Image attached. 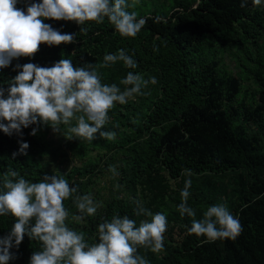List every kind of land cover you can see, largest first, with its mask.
<instances>
[{
  "label": "trees",
  "instance_id": "16d2710c",
  "mask_svg": "<svg viewBox=\"0 0 264 264\" xmlns=\"http://www.w3.org/2000/svg\"><path fill=\"white\" fill-rule=\"evenodd\" d=\"M40 2L18 0L16 7L26 10L31 3ZM129 2L135 6L127 11L136 12L137 20H147L136 37L120 36L107 18L99 24L86 21V34L80 33L81 26L74 21L41 18L61 34H75V41L40 44L33 56L13 59L8 67L0 68V87L4 89L21 70L17 65L51 67L61 59L71 60L74 67L94 65L103 84H117L122 90L120 80L129 71L144 79L154 76L158 81L156 90L150 88L149 94L138 95V103L129 102L123 107L126 113L115 118L124 128L119 137L106 140L99 136L106 151L103 155L97 152L89 168L96 176H106L101 187L93 184L90 188L86 182H78L76 177L85 172L80 168L55 174L77 189L64 201L70 213L66 223L83 232L89 244L97 243L101 222L110 221L117 213L135 220L136 225L149 219L135 214L137 203L157 213L151 207L162 204L167 194H175L172 182H179L188 171L193 176L233 172L235 199L227 208L243 226L235 240L207 243L204 237L189 234L192 220L203 218L197 205L192 207L195 217L177 214L176 237L164 243L166 255L161 260L143 254L144 258L149 264H264V155L260 154L264 146V4L254 6L248 0V5L241 8L240 0ZM157 17L160 21L154 22ZM233 48L246 56L243 65H249L258 89L248 101L243 95L242 78L222 67V53ZM120 49L132 56L137 67L127 68L123 62L102 67L103 57ZM34 127L38 128L35 136L30 135ZM49 128L33 124L22 128V135L11 136L0 131V190L3 175L9 170L32 183L48 174L41 161V137ZM18 141L29 144L27 155L13 157L19 149ZM85 141L74 140L68 145L77 144L74 149L82 158L96 150H89L87 145L91 143ZM110 166L116 167L118 175L109 170ZM85 194L103 206L95 216L78 223L71 218L77 212L74 198ZM208 194L193 199L206 209L217 205L214 196ZM14 223L11 215L0 216V238ZM38 250L39 242L25 235L18 248L10 249L15 259L8 264H29L32 253Z\"/></svg>",
  "mask_w": 264,
  "mask_h": 264
},
{
  "label": "clouds",
  "instance_id": "9594fccd",
  "mask_svg": "<svg viewBox=\"0 0 264 264\" xmlns=\"http://www.w3.org/2000/svg\"><path fill=\"white\" fill-rule=\"evenodd\" d=\"M254 6H261L264 0H251ZM18 0H0V68L8 67L13 59L31 57L39 50L40 44L48 46L73 43L75 34H61L41 18L74 21L80 25V33L86 34V21L103 23L105 18L122 37H136L147 20H137L136 12L127 9L135 4L129 0H41L31 3L26 10L17 8ZM248 5V0H240V7ZM157 17L154 22H159ZM123 62L127 68H136L137 63L120 49L117 54L103 57L102 67ZM19 73L9 81V87H0V131L6 135H22V128L30 125L50 126L54 133H61V126H67L65 138L86 140L101 138L114 140L116 132L101 131L108 123L109 110L116 104H127L136 96L147 95L143 91L158 83L156 77L144 79L140 74L129 71L120 80L123 90L117 84H103L92 64L74 67L69 59H61L51 67H39L28 63L16 66ZM5 92L7 96L5 97ZM75 121V124H73ZM38 128H32L35 136ZM17 155H27L29 144L19 142ZM118 175L115 166L109 169ZM191 177V172L186 173ZM192 186L191 178L184 182L178 205L181 216L195 217V210L187 200ZM75 187L63 176L45 175L42 180L32 183L15 170L3 175L0 190V216L15 218L10 232L0 238V264H8L15 259L12 248H18L25 235L39 242L40 250L32 253L29 264H146L137 255L138 247L159 252L163 249L167 219L163 213L153 214L137 203L136 215L150 219L141 220L139 226L127 215L114 214L110 221L98 225L97 243L89 244L85 234L68 226L70 213L64 205ZM77 212L71 214L75 222H83L86 217L95 216L103 205L90 194L74 198ZM189 234L204 237L205 242L235 240L243 231V226L227 208L219 204L207 208L202 219H193Z\"/></svg>",
  "mask_w": 264,
  "mask_h": 264
},
{
  "label": "rangeland",
  "instance_id": "374dc122",
  "mask_svg": "<svg viewBox=\"0 0 264 264\" xmlns=\"http://www.w3.org/2000/svg\"><path fill=\"white\" fill-rule=\"evenodd\" d=\"M152 1L157 2L160 0ZM222 57V67L224 68V70L238 76L239 78H242L241 83L243 95L246 96V101L251 100V98H253V95L258 89L251 78L249 65H243L244 62H247L246 56L238 52L235 48H233L230 51L222 53ZM150 88H154V90H156L157 84H150L148 88L144 89L143 91H146L148 93L150 91ZM129 102H134V104L138 103L137 96L135 97V99H130L128 103ZM127 104H116L115 107L109 110L108 115L110 119L108 123L104 126V128L101 129V131H114L116 132V138L121 135L120 133L123 132L124 128L118 124L115 118L122 116V114L126 113V110L123 107ZM73 124H75V121H73ZM66 127L67 126H61V133H54L52 129L49 128L48 132L41 137V142L43 144V157L41 161L45 166V171L48 173L46 175L49 176L51 174L52 176L55 175L58 171L67 172L71 168L76 167L80 168V170L82 171H85L82 172L80 176L76 177V180L78 182H86L90 188H92L93 184L97 188L101 187L102 184L105 182L106 176H96L95 170L92 171L89 168L90 163L93 162V160L95 159V155L97 154V152H99L100 155H103L106 151L104 147L105 143L100 141L99 132L95 134L96 139H94L93 141H85L87 143H91L90 145H87L89 150L94 147L96 148V150L89 151L87 155L81 158L77 156L78 152L76 151V149H74V146H76L77 144H73L70 146L68 145L69 142L74 143V140H80L76 138H65L64 135ZM251 130L255 132L256 127H251ZM97 144H99L100 146H98ZM260 154L264 155V146L261 147ZM104 162L105 158L103 159V162H101L100 166H103ZM235 176L236 174L233 172H227L221 175H191V177L184 175L179 182H172V190L176 193L170 195L167 194L164 197L162 204H159V206L154 204L151 207L152 210L155 208L157 212L163 213L167 219V230L163 234V245L167 240L171 241L174 240L176 237V227L178 220L177 214L179 213L178 205L181 203L182 200L180 192L184 188V182L186 179L191 178L192 180V186L189 189L190 195L188 197L187 204H189L190 206H188L191 208H196V206L199 205L200 211L203 213L207 209L201 204H199L198 201H194L193 196L196 195V197L205 198L209 195L208 193H210L215 198L214 203H217V205L223 204L228 206L229 203L235 199V196L233 195V188L235 186ZM136 226L138 227L139 224H137ZM143 254L147 255L150 258L161 260L166 255V247L164 246L161 251L155 253L149 249L138 247L137 255L144 258ZM144 259L147 260L146 258ZM146 264L149 263L146 261Z\"/></svg>",
  "mask_w": 264,
  "mask_h": 264
}]
</instances>
